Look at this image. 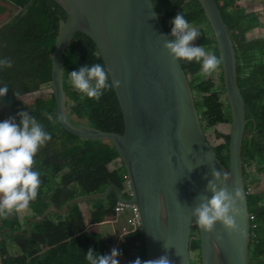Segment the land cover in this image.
Here are the masks:
<instances>
[{
  "label": "water",
  "instance_id": "95a60500",
  "mask_svg": "<svg viewBox=\"0 0 264 264\" xmlns=\"http://www.w3.org/2000/svg\"><path fill=\"white\" fill-rule=\"evenodd\" d=\"M66 12L52 56V89L61 122L85 139H112L127 170L139 210L146 260L166 256L170 264H192V211L211 197L213 170L227 174L217 188L242 190L237 201L236 230L217 222L212 231L198 225L201 264H251V222L244 179L242 144L246 109L238 85L234 42L216 0H199L215 35L226 97L231 109L229 167L217 157L207 139L186 70L164 48L167 30L150 0H54ZM91 37L99 47L125 115V131H103L68 120L64 90V53L74 34ZM102 194L76 199L108 198ZM67 210V206L64 211Z\"/></svg>",
  "mask_w": 264,
  "mask_h": 264
},
{
  "label": "trees",
  "instance_id": "16d2710c",
  "mask_svg": "<svg viewBox=\"0 0 264 264\" xmlns=\"http://www.w3.org/2000/svg\"><path fill=\"white\" fill-rule=\"evenodd\" d=\"M6 1L21 9L22 13L0 26V58L12 61L11 67L0 69V84H7L9 88L7 96L3 98V104L0 105V111L4 112L0 119L15 116L18 111H28L51 134L50 141L34 158V168L44 175L42 196H53L54 200L64 207L77 197L105 193L112 185L125 190L126 172L119 169L112 172L108 167L119 158L113 141L85 139L68 131L59 118L52 93L48 98H37L33 106H27L18 100L19 96L43 88L52 89V56L67 17L66 12L54 0ZM216 1L235 45L238 85L246 109L247 124L242 144V159L246 190L249 194L248 206L254 216L251 222L256 224V228L253 229L256 237L250 244L251 264H264V194L250 193L253 185L257 186L255 184L259 183V176L264 175V37H247L248 32L261 27L262 23L260 14L248 11L239 3L240 0ZM152 2L169 34L171 29L169 21L178 12L184 11L186 19L199 26L201 35L197 39V45L211 50L220 58L214 32L199 0H152ZM5 11V8L0 7V12ZM92 63H101L106 68L96 42L81 32L74 34L69 47L65 50L63 63L64 89L69 99L68 119L74 125H79L73 120L74 115L86 120L89 126L124 133L125 116L114 85L104 90L98 101L82 98L70 86L68 72ZM182 65L186 73L193 78L191 86L204 131L218 124H231V109L226 97L221 63L216 69L220 71L218 83L201 75L200 65L195 61L182 62ZM109 82H112L110 77ZM45 113L51 114L53 120H48ZM215 140L217 146L209 142L217 157L228 168L230 136L216 131ZM40 201L41 198L38 202L34 201L33 209L36 214L42 216L45 209L40 208ZM83 204L87 207L95 206L96 210H90L88 213L92 222L117 218L118 199L115 192L108 198L92 199ZM79 212L78 204H74L69 209L71 217L68 220L65 221L63 215H59L62 224L56 227L53 241L44 246L45 248L37 246L32 240L13 234L10 236V245L17 252L19 248H24L25 252L38 261H31V264H69L64 241L79 228L77 219L83 228L84 217ZM17 219V213L0 217V233H7L2 230L9 226L16 230L19 224ZM100 227L99 224L93 225L90 231L83 234L82 242L76 247L78 254L70 264H87L84 257L89 247L99 254H108L112 246L111 240L105 241L101 238ZM192 230L190 242L192 264H201L198 224L195 219ZM125 246L138 249L135 259L139 257L146 260L142 229L137 228L136 231L127 234ZM43 249H47L46 253H42ZM0 256L6 257V253L0 250ZM2 263L25 264L16 257H7Z\"/></svg>",
  "mask_w": 264,
  "mask_h": 264
},
{
  "label": "clouds",
  "instance_id": "9594fccd",
  "mask_svg": "<svg viewBox=\"0 0 264 264\" xmlns=\"http://www.w3.org/2000/svg\"><path fill=\"white\" fill-rule=\"evenodd\" d=\"M151 1L152 0H150V2ZM239 3L245 6L241 2V0L239 1ZM245 7L248 11H255L259 13L260 20L262 23V17L264 16V7L261 9H252V7L250 6ZM21 13L22 10L19 9L16 16L20 15ZM169 23L171 25L170 34L167 31L169 35L167 39H165L163 44L168 54L174 60L180 61L181 64L182 62L186 63L195 61L200 65L199 73L203 76H207L211 73L216 72L220 74V71H217L216 69L220 65L221 59L217 55H215L211 50L205 49L201 45H197L194 43L201 35L199 26L186 19L184 11L178 12L169 21ZM259 28H264V23H262L261 27H258L252 30L251 32H254ZM257 36L259 35L256 34V36L254 37ZM11 66L12 61L10 59L0 58V69ZM106 68L101 63H92L84 64L82 66H79L77 70L68 72V79L71 88L78 92L82 98L87 97L98 101L103 95L104 90L108 89L113 84L119 83L118 81H112L111 83L109 82V73ZM188 77L191 84L193 78L191 77V75H188ZM215 83H218V81ZM40 90H37L35 92H38ZM8 91L9 88L7 84H0V105L3 104V98L7 96ZM35 92L19 96L18 100L24 103L20 98L33 94ZM67 104H69L68 96ZM68 113L69 109L67 115ZM0 115H4V112L0 111ZM45 115L47 116L48 120H53V116L51 114L45 113ZM79 125L88 124L86 120H84V122L79 123ZM50 139L51 134L46 131L43 124L39 122L35 118V116L29 114L28 111H18L15 116H10L7 119L3 120L0 119V217H7L12 213H17V220L19 223L16 230L12 229L9 226L2 230V232L7 233H0V244H4L8 250H1L2 253H6V257L0 256V263L4 264L2 263V260L7 257H16L24 261L25 264H31V261L38 262L27 252H25L24 248H19L18 252L17 250H13L11 252L5 237H10L11 234H13V236H20L21 238L32 240L37 244V246L45 248L44 246L53 241V234L56 227L62 224L59 215H63L65 221L68 220L71 217V215L69 214L70 207L74 204H78L80 210L79 214L84 217V226L82 228L80 220L77 219V222L79 223V228L75 233L72 234V236L68 237L64 241V243L66 244L65 252L70 260V263L78 254V250L76 249V247L82 242L83 234L90 231L93 225H117L121 223L120 218L125 215V213H130L131 218L130 215H128L127 222H123V225H126L127 228L120 234L119 238L114 240L118 241V245H114L111 241L112 246L110 247L108 254L103 255L99 254L98 252H95L91 247H89L84 257L87 261V264H170L166 256H160L159 258L153 260H141L139 257L135 259L138 254V249H131L125 246L127 234L136 231L137 228L142 229V227L139 214V223H137L132 209L127 208L124 211H118V207L120 206V204H130L131 206L134 205L137 208L135 204L130 203L133 199L132 185L129 181L127 170L120 155L119 158L112 164H109L108 167L112 172L117 169L122 171L124 170L126 172L124 176L126 177L125 186L127 187L129 198L124 197V190L120 189L122 191V196L125 201H118V205L116 207V219L92 222L91 217L88 216V213L90 210H96V208L90 209L87 212L80 208V205H84V202L91 200H83L81 202L73 204L74 200L85 198L90 195L84 197H77L69 201L66 205H64V207H61L60 202L54 200L53 196H42L41 189L43 186L44 175L43 172L41 174L38 170L34 168V158L38 151L42 147H44L46 143L50 141ZM104 140L113 141L112 139ZM243 171L245 172V167H243ZM212 176L213 180L208 181L207 185L212 192L211 197L203 198L206 202H201L197 207H195L192 211V214L196 218V223L204 231H212L214 225L217 222L222 223L228 230L235 231L237 228L235 223V217L239 214L240 211V209L236 206L237 201H242L244 199L242 190L239 187H234L232 192H229L225 187H221L218 189L214 181L225 182L228 178L227 174L221 173L217 170H213ZM130 187L131 190L129 189ZM247 195H249L248 192ZM40 198V208L45 209V211L48 210V213L45 216L44 214L42 216L36 214L33 209L34 201L38 202ZM66 206L67 210L64 211ZM54 212H56V214H54ZM249 218L250 222L254 219V216L251 212ZM255 228L256 224L251 222V242L252 239L256 237L255 232H253V229ZM139 245H137L138 248ZM46 251L47 249H43L42 253H46Z\"/></svg>",
  "mask_w": 264,
  "mask_h": 264
},
{
  "label": "rangeland",
  "instance_id": "374dc122",
  "mask_svg": "<svg viewBox=\"0 0 264 264\" xmlns=\"http://www.w3.org/2000/svg\"><path fill=\"white\" fill-rule=\"evenodd\" d=\"M261 3H264V0H260ZM0 7L1 8H5L6 11L4 13L0 12V26L2 24H6L7 22H9L19 11L18 8L12 6L8 1L6 0H1L0 1ZM256 34H258L259 36H264V28H259V30L256 32H250L248 33V37H254L256 36ZM195 44H197V40L194 42ZM218 77H219V73H211L207 76H205L206 79L212 80L214 82L218 81ZM51 94L50 89H41L38 92H35L33 94L24 96L22 98H20L25 105L27 106H33L35 101L37 100V98L39 97H43V98H48V96ZM73 120L75 122L81 123L84 122V120L77 118L76 116H72ZM231 130V126L230 124H218L216 126H213L211 128H209L206 131L208 140L213 144V146H217V142L215 140V133L216 131L225 133V134H229ZM109 141V140H108ZM254 171V170H252ZM257 186H254L251 188V193H264V175L259 176V183L255 184ZM124 197H129V194L127 192V187H125L124 190ZM48 210L45 211L44 216L47 215ZM128 215H130V213H127ZM131 218V215H130ZM120 222L117 225H112V224H106L105 226H102L99 228L100 232L102 233V239L104 240H111L112 243L114 245H118V241H114L115 239L120 237V234L127 228L126 225H123V222H127V217H125L124 215L120 218ZM9 246L10 251H13V248L10 245V237L6 236L5 237ZM101 240V241H103ZM0 250H7V247L4 244H0ZM1 264V263H0Z\"/></svg>",
  "mask_w": 264,
  "mask_h": 264
},
{
  "label": "crops",
  "instance_id": "0c3cea01",
  "mask_svg": "<svg viewBox=\"0 0 264 264\" xmlns=\"http://www.w3.org/2000/svg\"><path fill=\"white\" fill-rule=\"evenodd\" d=\"M241 2H242L245 6H250V7H252V9H261V8L264 7V4L261 3L260 0H241ZM262 23H264V16L262 17ZM258 30H259V29H257L256 32H257ZM80 208L87 212L88 210L95 208V206H93V205H89V206L87 207V206H84V205H80ZM124 216L127 217L128 214L125 213ZM101 227H102V226H101Z\"/></svg>",
  "mask_w": 264,
  "mask_h": 264
},
{
  "label": "built area",
  "instance_id": "2783aa9c",
  "mask_svg": "<svg viewBox=\"0 0 264 264\" xmlns=\"http://www.w3.org/2000/svg\"><path fill=\"white\" fill-rule=\"evenodd\" d=\"M129 189L131 190V187ZM127 208L133 210V214L135 215V220L137 223H139L138 209L134 205L131 206L130 204H120V206L118 207V211L121 212Z\"/></svg>",
  "mask_w": 264,
  "mask_h": 264
}]
</instances>
